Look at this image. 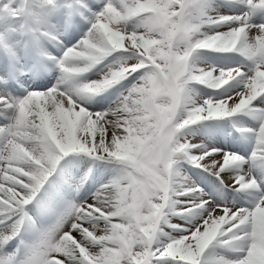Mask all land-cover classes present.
<instances>
[{
	"label": "snow or ice",
	"instance_id": "obj_1",
	"mask_svg": "<svg viewBox=\"0 0 264 264\" xmlns=\"http://www.w3.org/2000/svg\"><path fill=\"white\" fill-rule=\"evenodd\" d=\"M0 264H264V0H0Z\"/></svg>",
	"mask_w": 264,
	"mask_h": 264
}]
</instances>
